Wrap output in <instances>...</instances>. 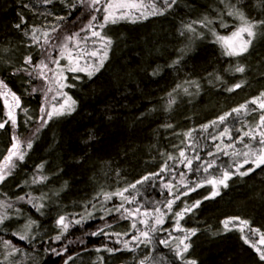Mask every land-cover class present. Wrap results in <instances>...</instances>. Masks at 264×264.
<instances>
[{
    "label": "trees",
    "instance_id": "obj_1",
    "mask_svg": "<svg viewBox=\"0 0 264 264\" xmlns=\"http://www.w3.org/2000/svg\"><path fill=\"white\" fill-rule=\"evenodd\" d=\"M73 2L66 0L67 4ZM234 2L250 18L264 19V5L260 0ZM155 3L163 7L161 0ZM223 9L220 0H177L164 15L149 16L136 23L122 21L109 25L104 32L112 37L113 45L101 71L92 79L77 73L79 80H73L74 74L67 73L68 83L75 87L64 91L77 101L75 111L50 121L33 144L36 154L18 163L13 174L0 184V201L13 205L0 208L8 215L0 225V242L10 240L23 249L25 256L17 258L21 264H101V257L103 264H140L141 260L144 264H182L175 252L176 237L185 233L174 229L176 218L172 213L196 200L202 201L199 207L186 213L180 221L183 228L196 229V234L187 241L191 248L184 258L195 260L196 264H264L241 238L243 225L239 221H231L227 229L224 225L232 217L248 220L249 227L244 229V234L257 242L259 234L252 233L250 228L264 232V164L255 167L251 162L244 163L246 159L254 160L252 150L261 147L258 134L254 133L256 140L243 135L256 129L259 110L240 115L232 113L223 123L210 125L211 121L264 91V29H258L248 53L238 57L224 55L220 45L214 42L215 36L207 29L194 25L196 33L184 30L185 24L205 15L215 19ZM21 15L26 21L22 25L24 31H30L33 26L47 30L52 43L58 45L55 37L79 31L87 23L88 13L78 2L73 11L61 0L47 5L42 0H0V80L28 104L30 116L38 118L43 93L30 95L27 90L44 82L33 79L29 84V77L23 73L12 75V71L23 66L26 55L40 60L47 45L41 37L40 45L27 46L32 41L14 27ZM96 15L99 17L102 13ZM61 16L65 19H58ZM223 19L228 27H222L218 20L212 27L220 35H229L239 21L228 16ZM54 27L58 31H52ZM197 34H202V38ZM82 46L92 45L89 42ZM51 51L54 57L58 56L57 48ZM181 56L178 64L170 66ZM237 63L245 66V73L233 71ZM50 66L55 68L54 64ZM241 80L245 81L241 88L232 92L225 90ZM169 93L175 99L171 107ZM61 100H53L52 104ZM0 101L4 107L3 100ZM248 107L256 106L249 103ZM206 124L210 126L204 130L202 126ZM24 126L25 130L19 133L22 139V135H30L34 124ZM226 127L231 140L228 135H220ZM189 131L190 138L184 135ZM229 144L233 147H227ZM181 150L192 160L191 169L180 157ZM245 152H249V157L243 155ZM36 158L40 160L38 164L33 162ZM211 161H215L214 166L205 172L201 165L206 167ZM40 164L44 165L42 174L48 179L34 184L32 180ZM248 169L254 171L239 175ZM225 170L233 175L227 181L228 187L218 186L219 195L205 199L213 191V186L205 183L196 191L181 195L172 212L165 207L168 200L186 191L185 184L191 187L210 174L218 176ZM145 176L149 179L143 180ZM132 184L136 187H130ZM125 187L129 191L124 195L134 197L131 203L116 196L108 201L103 197L93 199L98 193ZM20 196L25 199L18 200ZM29 196L45 207L38 212L28 203ZM137 208L139 212H135ZM156 208L166 215L163 225H156L157 230L149 233L151 243L130 245L134 251L110 254L106 250L123 248V241L138 236L140 230L148 231L139 221L146 220L149 227L153 226L152 217L158 215ZM17 209L25 215L30 212L37 222L31 228L30 243L12 235L25 231L27 218L18 222L13 217ZM125 209L132 211L133 216ZM145 212L150 215L145 216ZM60 216L66 218V230L56 223ZM133 223L136 229L132 228ZM57 235L60 240H55ZM117 240L121 243L117 244ZM161 240H166L167 245L160 243ZM166 251L172 255H166L162 261Z\"/></svg>",
    "mask_w": 264,
    "mask_h": 264
},
{
    "label": "snow or ice",
    "instance_id": "obj_2",
    "mask_svg": "<svg viewBox=\"0 0 264 264\" xmlns=\"http://www.w3.org/2000/svg\"><path fill=\"white\" fill-rule=\"evenodd\" d=\"M44 4H51L53 0H42ZM77 2L79 5L83 6L85 11L88 13L86 19L87 23L82 26L79 31L72 32L69 34H65L62 37H55L56 40L59 41L58 45H54L50 43V33L47 30H42L39 27L33 26L30 31H24L22 29V25L26 23L23 15L20 17V22L15 24L14 27L23 31L24 36L28 37L32 44L27 45L28 47L40 45L41 37H43V44L48 45L51 48L58 49V56H53L52 51L46 50L44 54H42V59L39 62H34L33 57L29 54L26 55L23 59V66L19 68H15L12 71V75L25 74L29 77L28 83L31 84L33 79H39L44 82L40 87L32 86L28 89V94L32 95L37 92L43 93V100L39 109L40 116L36 121V127L31 130L30 135L27 138H21L18 133V119H17V111L23 112L28 120H32V117L28 115V109L22 106V98L17 93L12 91L5 81L0 80V99L4 102V107L6 109L5 115L7 119L0 122V130L4 129L6 125L10 123L12 128V136H11V145L7 149L6 155L0 160V183H3L9 176H11L17 166L18 163H23L25 157L33 147L35 140L38 138L39 133L42 131L44 127L48 125L50 121L54 118H59L66 115H71L72 112L75 111L77 101L73 99L71 95H69L65 88L75 87L74 84L68 83L67 73H73V80H79L81 77L79 75H75L77 73H84L89 79H92L97 73L101 71L104 67L105 63L109 58V52L111 51L113 45V39L109 35L104 32V29L109 25H115L122 21H126L129 23H136L141 20L148 19L149 16L155 15H164L165 11L171 9L173 5L177 3V0H161L163 7H158L153 0L152 3H146L145 0H74L73 3L67 4L66 0H61V3H65L67 7L71 10H75L77 7ZM220 3L224 5V9L218 12V15L215 19L210 18L208 16H203L199 20L191 21L184 25V30L196 33V27L207 29L215 36V43L219 44L223 50L224 55L226 56H242L248 53L249 48L252 46L253 41L257 37L258 29H264V19H252L245 14L242 8L237 6V3L234 0H220ZM260 3L264 5V0H260ZM24 7H28V5H24ZM97 13H102L101 16H97ZM50 14V13H49ZM224 16L232 17L234 20L239 21L238 25L234 27V30L229 35H220L218 34L212 25L218 20L222 27H228V24L224 21ZM58 19L63 20L65 17L61 16ZM52 31H58L55 27ZM39 33V35H38ZM81 33H84L81 36ZM184 32H181L183 35ZM264 34V33H262ZM200 35L202 38V34ZM91 43V47L82 46ZM183 52V49L180 50ZM181 57H178L177 60L173 61V64L170 66H174L180 62ZM61 60H64L65 63L61 64ZM50 64H54L55 68L50 67ZM233 71L235 73L243 74L246 71L245 66L237 63L234 67ZM51 75H48V74ZM156 74V71L153 72V75ZM220 79V77H217ZM188 83H196V82H188ZM245 81L241 80L235 84L228 86L225 90L228 92L235 91L242 86H244ZM53 85L55 87H53ZM180 86L178 85L177 88ZM197 89L199 85L196 84ZM55 91V95L49 97L48 93ZM175 91V89H174ZM184 92L187 94L188 89L185 88ZM169 99V107L175 103V99L172 98V93L168 94ZM58 98H63L59 103L50 104V100H57ZM255 105V108H249L248 104ZM259 110V118L257 121L256 129H253L249 132H244V136H248L251 140H256L257 135L259 136L258 143L261 146L258 150H252L251 154L255 157L254 160L246 159L244 163H253L255 167H260L261 164H264V91L260 92L258 96L252 98L249 102L240 105L237 108H233L230 112L225 113L218 117L217 120H213L210 122L211 126L217 125V123H223L226 118L232 113H236L240 115L242 112L244 114H248L249 112H255ZM209 124L203 125L202 128L207 130L210 126ZM166 127H171V125H166ZM229 129L224 128L220 135L225 136L228 135ZM256 133V134H254ZM186 137H191V131L184 134ZM228 138L231 140L232 137L228 135ZM241 142L243 141V137L240 138ZM227 147H233V145L229 144ZM245 147H251L248 144H245ZM235 155V153H233ZM180 157L184 158L187 161V166L191 169L192 160L188 159L183 150L179 153ZM245 157H249V152L243 153ZM169 159H173L171 155L168 157ZM199 159V156L196 157ZM215 164V161H211L207 163V166L201 165L204 168L205 172H208L209 168H212ZM167 165L162 167L160 171H164ZM44 168L43 164L37 166L36 172L37 175L33 177L32 182L35 183H43L48 177L42 174V170ZM254 171V169H248L244 172H239V175L245 176L248 175L249 172ZM159 173H153L152 175H158ZM233 173L225 170L221 175L212 176L210 174L209 178H206L204 181L200 183L193 184L189 187L188 184L184 185L186 191L180 193V195H175L174 199L168 200L165 207L172 212L173 205L176 200L180 199L181 195H188L189 192L196 191L198 187L203 186V184H211L213 186V191L209 196H206L205 199H209L219 195L218 186L228 187L227 181L231 179ZM149 177L145 176L143 180H148ZM136 183H142V181H137ZM130 187L135 188L136 184L130 185ZM165 188H168V185H164ZM129 188L125 187L124 189L116 190L115 192H101L98 193L94 200H99L103 197L104 201L110 200L112 197H120L122 201H127L131 203L134 200V197L125 196L124 193L128 192ZM170 195H172L170 191ZM25 199L24 196L18 197V200L23 201ZM42 199V198H41ZM202 201L196 200L193 204L189 205L185 203L184 207L178 211L173 212L172 214L176 218L174 221V229L176 231H180L185 233L182 237H176L178 240V244L176 246L175 252L176 256L182 260V264H196L195 260H190L184 258V254L189 251L191 248V244L187 243L190 240L191 236L196 234V229H186L183 228L180 224V221L184 218L186 213L191 212L194 208L199 207ZM28 203L32 204L34 208L39 212L42 208L45 207L43 203H37L36 199L29 196ZM91 203V202H90ZM13 205L5 204L0 201V208L6 209L10 208ZM92 207L95 208V204H92ZM123 207V204L120 205ZM19 211V209H17ZM85 211L91 215L88 207L85 206ZM119 211V208H117ZM129 216H133L132 211H128ZM140 209H135V212H139ZM155 212L158 214L152 217L153 226L149 227L146 220H140L141 224H144L145 227H148V231H139L138 236H132L130 241H123V248H108L106 249L110 254L127 250L134 251L135 248L130 246L135 244V246H139V244L144 243L148 244L152 242V237L150 236V232H155L157 228L156 225H163L164 217L166 215L160 208H156ZM42 214V213H41ZM145 216H149L150 214L145 212ZM8 219V215L6 211H0V225H3L5 220ZM65 217L60 216L56 223L62 229H67V224L65 223ZM231 221H239L243 227L240 228L242 233L241 238L244 240L245 244H248L258 255V258L261 262H264V232H261L259 229L250 228L252 233L259 234V241H253L250 236L244 234V229L249 227V221L243 220L240 217H232L229 220L224 221L225 228L227 229L229 223ZM36 221L29 219L24 225L23 233H12L13 236H17V238L21 241H28V233H30L31 228L36 225ZM79 223V221H77ZM132 228L136 229V223L132 224ZM62 234V233H61ZM96 235V233H93ZM115 235L119 236V233ZM127 235V234H126ZM141 237L143 239H141ZM60 235L55 237V240H60ZM32 239H35L33 236ZM2 246L4 251L0 252V264H21V262L16 259L17 254H23V249L17 245L13 244L10 240H3ZM117 244L121 243V240L116 241ZM160 243L167 245L166 240H161ZM47 251V250H46ZM55 252V249H52ZM97 251H100L98 248ZM60 255L59 252L56 253ZM101 264H103V257L100 258ZM66 264V262H65ZM140 264H144V261L141 260Z\"/></svg>",
    "mask_w": 264,
    "mask_h": 264
},
{
    "label": "bare ground",
    "instance_id": "obj_3",
    "mask_svg": "<svg viewBox=\"0 0 264 264\" xmlns=\"http://www.w3.org/2000/svg\"><path fill=\"white\" fill-rule=\"evenodd\" d=\"M55 35H57V33H53L52 34V37L55 36ZM11 90L13 91V89H11ZM5 112L6 111H4V107H3V105L1 104V101H0V122L4 121V117H6L5 120L7 119V116L5 115ZM38 116H40V115H38ZM17 119H18V117H17ZM23 124L26 125L25 119L24 120H22V119L19 120L18 119V129H17L18 133L23 132L25 130V126ZM0 132H3V133H0V160H2V158L5 155V152H7V149L11 145L12 128H11L10 123L8 125H6V127L4 129L0 130ZM22 137L27 138L28 135H22ZM35 154H36V149H35V147H32V149L30 151H28V153H27V155H26L25 158H30V157L34 156ZM33 162H35V163L38 164L40 162V160L38 158H36V159L33 160ZM25 214H23L22 210H19V211L15 210L14 213H13V215H14L13 217H14L15 220H18V222H20L19 219H22L24 217L27 218V219H25V223L29 219L33 220L34 217L33 216H30V214H31L30 212L27 215H25ZM25 223H24V225H25ZM31 231H30V233H28V237L31 234ZM3 251H4V249H3V246H2V248L0 249V252H3ZM168 254L172 255V253L170 251H166L163 254L162 261H165V256L168 255ZM24 256H25V254H19V255L17 254L16 259L17 258H20V257L22 258Z\"/></svg>",
    "mask_w": 264,
    "mask_h": 264
},
{
    "label": "rangeland",
    "instance_id": "obj_4",
    "mask_svg": "<svg viewBox=\"0 0 264 264\" xmlns=\"http://www.w3.org/2000/svg\"><path fill=\"white\" fill-rule=\"evenodd\" d=\"M57 33V32H56ZM52 41H53V39H50V43L51 44H53L52 43ZM47 48H46V50H48V51H51V50H53V48H51V47H49L48 45L46 46ZM42 59V58H41ZM40 59V60H41ZM40 60H38V61H35V60H33L34 62H39ZM50 66V65H49ZM51 67V66H50ZM48 75H51L50 73L48 74ZM41 81V80H40ZM43 81H41V83H42ZM8 86V85H7ZM9 87V86H8ZM53 87H55L54 85H53ZM10 88V87H9ZM11 89V88H10ZM56 93H55V91H53V92H51V93H48V95H49V97H52V96H54ZM59 99H63V98H59ZM52 102H53V100H50L49 101V103L50 104H52ZM27 103L26 102H24L23 101V99H22V106L23 107H25V108H27L28 109V107H27ZM38 113H40V112H38ZM30 114H31V110H29L28 109V115L30 116ZM17 117H18V119L19 120H24L25 119V121H26V125H28V127H31L30 126V124L31 123H33L34 124V126H33V128H35L36 127V121H37V117L36 116H31L32 117V120H28V118H27V116L23 113V112H20L19 110L17 111ZM32 128V129H33ZM5 155H6V152H5ZM4 155V156H5ZM237 167H238V162H237ZM1 184V183H0Z\"/></svg>",
    "mask_w": 264,
    "mask_h": 264
}]
</instances>
